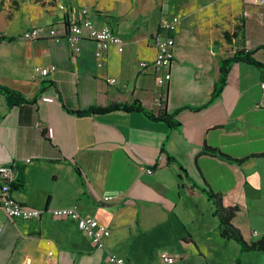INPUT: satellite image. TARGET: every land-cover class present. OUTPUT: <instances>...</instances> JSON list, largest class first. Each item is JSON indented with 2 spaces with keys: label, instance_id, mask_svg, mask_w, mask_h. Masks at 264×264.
<instances>
[{
  "label": "crops",
  "instance_id": "crops-1",
  "mask_svg": "<svg viewBox=\"0 0 264 264\" xmlns=\"http://www.w3.org/2000/svg\"><path fill=\"white\" fill-rule=\"evenodd\" d=\"M62 2L64 11L53 0H0V86L25 100L9 107L0 95V166L14 164L19 204L75 208L110 232L98 249L73 222L47 214L8 220L0 208V264H113L108 253L123 264H161V250L175 256L173 264H264V253H241L219 237L206 195L235 208L230 223L244 241L264 238V107L256 108L264 103L262 67L231 64L215 100L199 111L180 110L169 122L133 111L77 114L139 102L154 115H170L205 104L219 60L243 49L264 65V0ZM83 8L95 27L119 35L121 52L110 46L96 59L87 38L75 55L65 38H20L35 27L61 33ZM172 16L179 20L174 58L160 87L150 41ZM224 32L235 35L226 40Z\"/></svg>",
  "mask_w": 264,
  "mask_h": 264
},
{
  "label": "built area",
  "instance_id": "built-area-1",
  "mask_svg": "<svg viewBox=\"0 0 264 264\" xmlns=\"http://www.w3.org/2000/svg\"><path fill=\"white\" fill-rule=\"evenodd\" d=\"M56 4V8L59 11L65 10V4L62 0H53ZM80 19L72 22L68 21L62 27L61 33H57L54 28H40L35 27L23 32L20 36L25 41H33L41 38L48 39H60L65 38L71 54H77V44L79 40L87 38L91 41L95 47V57L100 59L106 50L113 46L117 51H122L123 41L111 28L107 26L95 27L93 21L90 19L88 11L84 8L80 10ZM179 20L176 16H172L151 38V45L155 49V57L152 62V69L155 71V80L158 86H163L170 79V66L173 62L174 53V36L176 26H178ZM141 68H147V63H140ZM51 68H43L37 70L38 75L46 76ZM108 85L116 83L114 78L106 79ZM264 91V85H262ZM42 102L49 103L53 99L49 97H42ZM263 108V104H256V108ZM53 129L51 127L46 128L44 134L45 138L51 140L53 137ZM28 162V160H26ZM14 164L1 165L0 166V208L3 214L8 220H19V221H37L42 214L49 215L52 219L66 220L77 224L82 232V235L94 246V248L103 249L105 248L104 239L109 236L110 230L98 223V221L92 217L83 216L75 208H47L45 210H38L34 207H27L19 204L14 200L12 196V186L16 180L15 171L13 169ZM146 173L151 174V170H146ZM110 200L104 198L102 201ZM50 254V252H49ZM157 259L161 264H173L176 260L175 256L165 251H159L157 253ZM108 262L113 264H123L124 261L121 258L113 256L108 253Z\"/></svg>",
  "mask_w": 264,
  "mask_h": 264
},
{
  "label": "trees",
  "instance_id": "trees-1",
  "mask_svg": "<svg viewBox=\"0 0 264 264\" xmlns=\"http://www.w3.org/2000/svg\"><path fill=\"white\" fill-rule=\"evenodd\" d=\"M234 35H235L234 33L232 34V36L229 35L227 32L223 33V37L226 40H230V37L232 38L234 37ZM0 40H3V38L0 37ZM238 62H243L248 65H253L255 67H262L264 69V65L262 63L255 61V59L253 58V51H247L243 49L236 50L232 56H228L226 59H222L218 61L220 75L218 76V80L214 85V91H212L208 101L201 106L182 107V108L180 107L175 111H173L170 115H166L165 112L154 115L148 110L144 109L142 106H140L141 104L139 102H135V103L133 102L132 104L129 105L111 104L104 108L91 107L87 110L79 111L77 112V114L90 115L93 113H106L113 110L123 111V112L133 111L144 115L145 117L149 118V120L152 121L169 122L173 117L177 115V113L180 110L189 109L193 111L196 110L199 111L207 107L213 100H215L218 97V95L222 91L230 65ZM0 95H3L5 97L6 103L9 107L17 105L21 102L22 103L25 102L22 96H20L18 93L7 90L6 88L1 86H0ZM77 171L79 172L78 169ZM206 195L208 199H210L211 206L214 210V215L217 217V222H218L217 229H218L219 237L225 239L226 241H233L237 243L240 247L241 253L253 252V251L264 253V238H261L259 240L257 239L253 242L247 243L246 241L243 240L239 230L231 225L230 220L234 216L235 208L223 207L221 205L222 202L220 196L211 193V191H207Z\"/></svg>",
  "mask_w": 264,
  "mask_h": 264
},
{
  "label": "rangeland",
  "instance_id": "rangeland-1",
  "mask_svg": "<svg viewBox=\"0 0 264 264\" xmlns=\"http://www.w3.org/2000/svg\"><path fill=\"white\" fill-rule=\"evenodd\" d=\"M3 1H5V0H1V2H3ZM9 2H10V4H12L13 5V2H14V0H8ZM240 18H243V13H241L240 15H238V16H236L235 18H234V23L235 24H240ZM229 27H228V31H230V30H232L231 28H232V22L229 20Z\"/></svg>",
  "mask_w": 264,
  "mask_h": 264
}]
</instances>
